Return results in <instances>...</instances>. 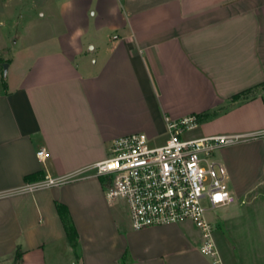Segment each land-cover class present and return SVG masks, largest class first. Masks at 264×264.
<instances>
[{
  "label": "crops",
  "instance_id": "0c3cea01",
  "mask_svg": "<svg viewBox=\"0 0 264 264\" xmlns=\"http://www.w3.org/2000/svg\"><path fill=\"white\" fill-rule=\"evenodd\" d=\"M12 2L0 0V52ZM33 2L55 5L60 25L47 40L35 35L21 61L3 60L14 73L0 75V264H264V134L218 148L238 203L207 212L220 210L208 218L220 261L201 252L192 220L135 230L98 176L20 191L28 175L106 158L116 137L160 135L167 117L218 111L201 122L207 135L264 130V0Z\"/></svg>",
  "mask_w": 264,
  "mask_h": 264
},
{
  "label": "built area",
  "instance_id": "2783aa9c",
  "mask_svg": "<svg viewBox=\"0 0 264 264\" xmlns=\"http://www.w3.org/2000/svg\"><path fill=\"white\" fill-rule=\"evenodd\" d=\"M166 122L170 135L162 144L152 145L145 132L119 136L113 140L106 158L67 174L47 173L26 182L20 191L98 176L108 199L126 201L135 230L192 220L202 230L201 252L220 261L207 212L234 202L236 197L227 184L226 166L215 160L213 154L221 146L264 134V130L184 139L182 133L199 123L195 114L177 120L167 117ZM37 155L44 160L45 149Z\"/></svg>",
  "mask_w": 264,
  "mask_h": 264
},
{
  "label": "rangeland",
  "instance_id": "374dc122",
  "mask_svg": "<svg viewBox=\"0 0 264 264\" xmlns=\"http://www.w3.org/2000/svg\"><path fill=\"white\" fill-rule=\"evenodd\" d=\"M74 2L80 3V0H74ZM117 2V0H104L103 2V6L106 5V7H108V9L110 10L111 6ZM33 0H13L12 2V6H14L15 10H14V14L12 19H10L8 21V25L4 26V35L6 38V47L4 48V50H2L0 52V62L2 63L0 66H3L4 63L3 62H7V61H3L5 59H7L8 61H14V63L19 62L22 60L23 56L25 55L26 51H29L30 46H33V42L35 40V35L36 37L39 36L40 38L43 39H49L52 35H55V30L59 28L60 22L58 23V18L57 17V8L55 7V5L52 8H42V9H37L34 7H30V5H34L33 4ZM100 6V5H99ZM102 6V7H103ZM49 9V13L50 11H52L53 13V17H43L41 18V12L42 11H47L48 12ZM94 11V9L92 10V12ZM105 11H107V9L105 8ZM34 17V19L36 20L35 22H30V19L32 16ZM47 17V18H46ZM41 18V19H39ZM105 34L108 35H112V31H104ZM15 36V37H14ZM46 39V40H47ZM17 41V42H16ZM50 43V42H48ZM40 48V47H37ZM8 63V62H7ZM14 68V67H13ZM14 73V69H12L11 71H9L7 74H5L4 72V67H2L1 69V74L6 76L5 78H9L10 76H12ZM215 118V117H214ZM214 118L210 119L213 120ZM209 121V120H208ZM211 132L210 129H208V127H204L202 125L201 122H199L197 124L196 127L192 128V129H188L186 131H184L182 133V138L184 139H188V138H195V137H200V136H204L207 135ZM170 135L168 128L166 131L162 132L160 135H156L154 137H151V144L152 145H158V144H162L166 141V138H168ZM225 153L221 152L219 149L215 150L214 154H213V158L215 160H222V155H224ZM231 186V184H230ZM231 188V187H230ZM237 201H234L232 203H230L229 206V211H234L236 209H238V205H237ZM113 206L115 208H119L120 210H123L125 213L126 211V206L123 202V200L121 199H115V202L113 204ZM128 207V206H127ZM219 209H214L211 210L208 213V218L210 220H213L214 217L217 215ZM220 211V210H219ZM127 214V213H126ZM219 258H220V254H219ZM221 260V258H220Z\"/></svg>",
  "mask_w": 264,
  "mask_h": 264
},
{
  "label": "trees",
  "instance_id": "16d2710c",
  "mask_svg": "<svg viewBox=\"0 0 264 264\" xmlns=\"http://www.w3.org/2000/svg\"><path fill=\"white\" fill-rule=\"evenodd\" d=\"M1 69H2V66H1ZM261 88L262 89L264 88V83L261 85ZM256 91H257L256 89H252V88L246 89L242 92H239V93L233 95L231 97V101H232V103H235L239 99L247 98V97L254 95V93H256ZM218 113H219L218 111H206L203 113H197L195 115L198 118V122H202L205 119H208V118H211V117L217 115ZM42 176H43L42 172H37L35 174L28 175L27 179L28 180H35V179L41 178ZM57 206H58L59 212H60V214H61V216L65 222L68 235L71 237L72 240H77V237H78L77 229H76V226H75L71 216L69 215L67 206L61 202H58Z\"/></svg>",
  "mask_w": 264,
  "mask_h": 264
},
{
  "label": "water",
  "instance_id": "95a60500",
  "mask_svg": "<svg viewBox=\"0 0 264 264\" xmlns=\"http://www.w3.org/2000/svg\"><path fill=\"white\" fill-rule=\"evenodd\" d=\"M3 66H4V72H5V74H7L9 64L7 62H5Z\"/></svg>",
  "mask_w": 264,
  "mask_h": 264
},
{
  "label": "snow or ice",
  "instance_id": "6c2138e0",
  "mask_svg": "<svg viewBox=\"0 0 264 264\" xmlns=\"http://www.w3.org/2000/svg\"><path fill=\"white\" fill-rule=\"evenodd\" d=\"M219 198V197H218Z\"/></svg>",
  "mask_w": 264,
  "mask_h": 264
}]
</instances>
